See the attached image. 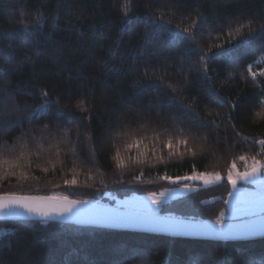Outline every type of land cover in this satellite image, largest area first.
I'll return each instance as SVG.
<instances>
[{
	"label": "trees",
	"instance_id": "obj_1",
	"mask_svg": "<svg viewBox=\"0 0 264 264\" xmlns=\"http://www.w3.org/2000/svg\"><path fill=\"white\" fill-rule=\"evenodd\" d=\"M123 2L0 0V158L23 151L18 173L27 176L0 179V194L109 205L173 184L163 177L218 171L220 181L159 209L215 221L228 168L259 153L255 141L264 139V77L247 75L250 65L264 67L255 63L264 55V0H131L127 17ZM249 21L253 32L229 37ZM205 53L210 79L198 71ZM42 90L48 113L32 118ZM0 229V264H264V238L216 242L35 220L0 221Z\"/></svg>",
	"mask_w": 264,
	"mask_h": 264
},
{
	"label": "snow or ice",
	"instance_id": "obj_2",
	"mask_svg": "<svg viewBox=\"0 0 264 264\" xmlns=\"http://www.w3.org/2000/svg\"><path fill=\"white\" fill-rule=\"evenodd\" d=\"M121 10L124 16L127 17L128 13L131 11V0H124V2L121 5ZM168 22L170 23V21ZM196 24H197V20L193 19L190 25L183 27L181 30L184 33L190 34L192 31V27L195 26ZM250 25H251V21H249L248 25L239 24L238 27L229 31L228 33L229 37L235 39V36L239 34L241 32V29L246 26L249 27L250 33L253 32V29L250 27ZM176 27L180 28V25H177ZM261 31L264 32V25H261ZM172 38L175 39V36L173 35ZM215 47L221 48V45L216 44ZM208 51H212V49L209 48ZM206 55L207 54L205 53L200 56L198 71H200L205 76L206 79H210V77H207L208 66L206 63ZM259 62L264 63V56H262ZM0 75H2V73H0ZM247 75L252 77L253 82H257V76L264 77V67H260L259 71L257 72V71H253V68L250 65L247 70ZM173 90L175 91V89ZM262 91H264V89H262ZM40 95H41V104L38 105L36 109L32 110V118H39L42 115H46L48 113L51 103L48 98V93L47 91L42 90ZM220 102L222 103L223 101L221 100ZM260 102L264 103V97H261ZM77 107H79L81 111L85 110L83 107V101H81L80 104L77 105ZM15 108L16 106H14V109ZM57 114L59 115V111ZM257 116H264V112L257 113ZM213 123H215V121H213ZM139 143L140 141L137 142V144ZM177 143H187V140L185 139L184 141H177ZM255 143L260 145L259 153L252 155L250 157L245 155H240L238 157H235L231 166L227 170V181L228 184H230L233 189H236L238 181L251 183L253 185H256L258 183L264 184V158H258V156L264 157V139L257 140L255 141ZM171 146H172L171 141H169L168 147ZM21 147L23 148L25 146L21 145ZM127 147L131 148L132 145L128 144ZM189 151H191V149H189ZM24 155L25 153L21 151L20 155L16 156L14 159L10 160L6 157L0 158V179H4L8 176H17V175L19 176V178L27 179L25 173L23 172L18 173V169L21 167L20 160ZM140 155H143V153H141ZM114 159L116 160L118 167H124L125 161L120 158L119 151H117V154L114 157ZM235 160H240L245 163L244 171H237ZM248 160H251V164H248ZM137 162H141V161L137 160ZM44 171H47V169H44ZM163 178L172 180L171 177H163ZM221 178H222L221 173L218 171L200 172L199 174L194 173L191 176L177 177V179H187V180L200 179L202 180L205 186H209L214 182L220 181ZM64 183L66 185H75L77 181L75 178H73L72 180H65ZM184 187L187 188V185H185ZM168 192H169L168 189H165L159 194L155 192H149L147 199L150 200L153 205H159L161 203L160 198L164 197ZM229 195H233V193L230 192ZM84 203H87V201L71 199L67 195L30 196V195H18L15 192L0 194V212H3L4 210H9V212L11 213V210L13 209H22L24 213L28 214V216L40 217L41 223H46L47 219L49 218H59L60 220L69 219L74 214L75 206ZM201 203H203V201ZM225 203H228V201H225ZM257 208H260L262 210L261 214L264 215V197L249 198L244 202L243 207L235 209L234 211L250 212L254 215ZM152 211L154 212L155 210L153 209ZM223 216H224L223 212L219 213V215L215 219L216 225L223 224V219H222ZM4 231L5 230L0 229V235H3ZM208 231L213 235H218L223 237H227L229 235L234 234L231 231H225L223 229L217 230L211 228V226H209ZM257 231H264V223H260V224L251 223L245 229L246 234H252ZM194 264H198V261L195 258H194Z\"/></svg>",
	"mask_w": 264,
	"mask_h": 264
},
{
	"label": "water",
	"instance_id": "obj_3",
	"mask_svg": "<svg viewBox=\"0 0 264 264\" xmlns=\"http://www.w3.org/2000/svg\"><path fill=\"white\" fill-rule=\"evenodd\" d=\"M8 220L41 221V218L28 216L22 209H13L11 213L9 210L0 212V221ZM47 221L79 227L104 228L148 233L171 238L201 239L216 242L252 241L264 238V231H257L252 234L245 233V229L249 224L264 223V215L243 221L223 222L221 225H216L215 221H191L163 215H148L87 202L76 205L74 214L69 219L49 218ZM209 226L217 230L231 231L234 234L227 237L213 235L208 231Z\"/></svg>",
	"mask_w": 264,
	"mask_h": 264
},
{
	"label": "rangeland",
	"instance_id": "obj_4",
	"mask_svg": "<svg viewBox=\"0 0 264 264\" xmlns=\"http://www.w3.org/2000/svg\"><path fill=\"white\" fill-rule=\"evenodd\" d=\"M261 58L262 56L258 58L255 63H260L259 61L261 60ZM248 164H251V162H248ZM243 166L245 167V164ZM243 166L237 167V171H244ZM194 173L199 174L200 172H192L188 175H182L179 177L191 176ZM171 181L173 183L171 186L156 191H150L159 194L165 189L169 190V192L164 197L160 198L161 203L159 205H153L151 201L147 199L149 192H144L133 193L124 197H116L109 202V205L107 204L105 206L148 215H161L159 209L164 203H167L173 199L183 197L198 187H207L200 179L187 180L177 179V177H175L172 178ZM185 185H187V188L184 187ZM228 187V192L224 199V203L225 201H228V203H225V209L223 210V222H238L262 215V210L260 208L256 209L254 215L250 212L234 210L243 207L244 202L249 198L264 197V184L258 183L256 185H253L251 183L238 181L236 189H233L230 184H228ZM230 192H232L233 195H229ZM153 209L155 210L154 212L152 211Z\"/></svg>",
	"mask_w": 264,
	"mask_h": 264
}]
</instances>
